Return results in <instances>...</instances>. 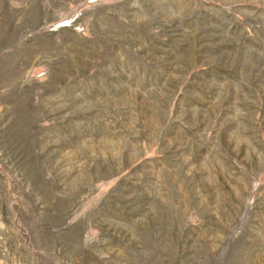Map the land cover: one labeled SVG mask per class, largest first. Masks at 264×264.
I'll return each instance as SVG.
<instances>
[{"label":"rangeland","instance_id":"rangeland-1","mask_svg":"<svg viewBox=\"0 0 264 264\" xmlns=\"http://www.w3.org/2000/svg\"><path fill=\"white\" fill-rule=\"evenodd\" d=\"M0 264H264V0H0Z\"/></svg>","mask_w":264,"mask_h":264}]
</instances>
